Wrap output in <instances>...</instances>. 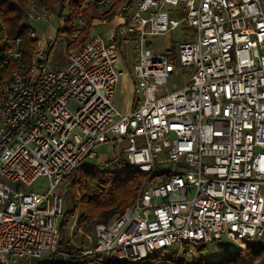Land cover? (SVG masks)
Masks as SVG:
<instances>
[{
    "label": "built area",
    "instance_id": "2783aa9c",
    "mask_svg": "<svg viewBox=\"0 0 264 264\" xmlns=\"http://www.w3.org/2000/svg\"><path fill=\"white\" fill-rule=\"evenodd\" d=\"M114 4L86 0L82 10L103 15ZM53 16L29 7L30 22ZM116 16L111 39L91 28L71 48L87 31L78 14L70 35L60 34L63 67L53 62L56 38L41 44L31 28L38 44L28 65L20 40L11 45L20 67L0 101V264L45 253L138 264L165 250L194 257L224 238L264 247V0H127ZM179 28L180 41L156 52L154 40ZM129 43L130 73L121 67ZM127 75L135 99L125 113L115 96ZM107 143L119 151L112 163L143 174L137 198L95 226L91 245L62 250L63 185ZM41 177L47 192L31 191Z\"/></svg>",
    "mask_w": 264,
    "mask_h": 264
},
{
    "label": "trees",
    "instance_id": "16d2710c",
    "mask_svg": "<svg viewBox=\"0 0 264 264\" xmlns=\"http://www.w3.org/2000/svg\"><path fill=\"white\" fill-rule=\"evenodd\" d=\"M86 0H41L42 7L47 11H57L58 17L65 20V28L59 34L72 32V21L81 12H85L87 31L70 46L76 48L87 40L89 30L95 20L110 21L123 4V0H114L112 10L107 14H99L96 7L82 10ZM31 0H0V38H6L7 42L0 45V101L2 99L3 85L9 80L12 72L20 67V64L11 56L12 44L20 40L19 47L22 53V64L28 65L32 61L37 40L30 37L31 24L29 20V7ZM67 11L66 16L64 15ZM6 63L2 65L4 62ZM123 161V160H122ZM109 163V162H108ZM114 169H101L94 162L82 164L77 171L68 176L70 180V192L75 200H79L80 213L77 219V230L88 234L98 224H110L119 218L136 200L139 193L143 174L132 170L126 162ZM110 164L112 161H110ZM79 196V197H78ZM78 206L65 211L61 221V234L72 220ZM75 242V241H74ZM77 242H79L77 240ZM84 244V243H83ZM72 247L68 238L62 236L61 249ZM200 253L207 250V246L197 248ZM260 261V262H259ZM264 264V247L259 244H248L246 249H239L226 254V256L189 263L185 258L175 254H160L144 260L138 264ZM88 264V263H84Z\"/></svg>",
    "mask_w": 264,
    "mask_h": 264
},
{
    "label": "rangeland",
    "instance_id": "374dc122",
    "mask_svg": "<svg viewBox=\"0 0 264 264\" xmlns=\"http://www.w3.org/2000/svg\"><path fill=\"white\" fill-rule=\"evenodd\" d=\"M127 0H124V3H126ZM36 3V2H35ZM43 6V5H42ZM41 6V7H42ZM47 11V10H46ZM49 13H54V16L50 20H36L35 22H30L32 29L35 31L36 38L40 40V43L42 44L45 40H52L56 38V31L58 29L62 28L65 25V20H61L58 17V10L57 11H47ZM67 11H65L64 15L66 16ZM176 18H179L176 16ZM96 21V20H95ZM122 22V18L119 16L114 17L110 21L102 22L101 20H97L94 22L93 27L90 31V34H100L106 39H110L113 35L114 29ZM61 36V35H59ZM182 38V30L181 28L173 31L172 33L166 35L165 37H157L154 40V49L156 52H163L165 50H168L171 46L175 45L177 42L180 41ZM61 40L60 37L55 45L54 52H53V62H55L57 59L64 58V53L62 52L61 48ZM132 50V44H124L123 50L121 52V59L122 64L121 67L126 70V72L130 73L132 72L133 65L135 64V60L131 53ZM57 65V64H56ZM59 67H63L64 63L62 65H58ZM10 79V78H9ZM5 85V84H4ZM3 85V88H4ZM2 88V91H3ZM135 99L134 95V83L130 76H124L120 79L119 83L116 86V96H115V103L116 106L123 112H128L130 110V105ZM97 157L93 160L96 165H98L101 169H114L116 166H120L125 164V160H121L118 162L115 166V164H110V161L115 159L119 151L116 149L113 145V143H107L105 145H101L96 149ZM109 162V163H108ZM70 177V179H72ZM64 190L66 191V200H65V211L71 210L74 208V206H78L75 214L72 217L71 222L64 227L62 236L68 238L70 240L71 244L74 242L75 245H91L92 242H94V229L91 228L90 232L88 234L84 233L82 230H77V219L78 215L80 213L79 210V200H75L73 198L72 193L70 192V180L65 181L63 185ZM49 189V182L46 177L39 178L36 183L30 188L31 191L35 192H41L45 193ZM79 197V196H78ZM63 220V219H62ZM77 240L79 242H77ZM224 243L217 246H209L207 247V250L205 252L200 253L199 250L196 248V256L190 257V256H184L182 253L180 254V257L185 258L186 261L189 263L196 262L199 259L204 260H212L217 259L223 256H226V254L234 252L236 250L240 249L239 244L224 238ZM84 243V244H83ZM73 245V244H72ZM165 255H169L171 253L170 250H165L163 252ZM260 262V261H259ZM17 264H84L83 261H69L67 263H64L61 258H59L57 255L51 254V253H45L43 256L39 259H32V260H20L17 262Z\"/></svg>",
    "mask_w": 264,
    "mask_h": 264
},
{
    "label": "crops",
    "instance_id": "0c3cea01",
    "mask_svg": "<svg viewBox=\"0 0 264 264\" xmlns=\"http://www.w3.org/2000/svg\"><path fill=\"white\" fill-rule=\"evenodd\" d=\"M36 2V3H35ZM123 3H124V0H123ZM31 4H36V5H40L42 6V3H41V0H31ZM63 20V19H61ZM96 22V21H95ZM62 28L58 29V31H56V39H59L60 38V34H59V31L61 30ZM115 30V29H114ZM113 34H114V31H113ZM112 37V36H111ZM111 39V38H110ZM55 64L57 65H62L64 63V59H57L55 62Z\"/></svg>",
    "mask_w": 264,
    "mask_h": 264
}]
</instances>
